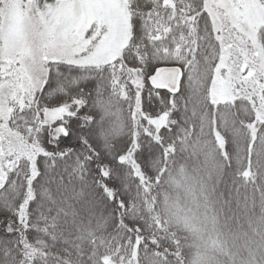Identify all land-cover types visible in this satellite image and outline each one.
I'll return each instance as SVG.
<instances>
[{"label": "snow or ice", "instance_id": "6c2138e0", "mask_svg": "<svg viewBox=\"0 0 264 264\" xmlns=\"http://www.w3.org/2000/svg\"><path fill=\"white\" fill-rule=\"evenodd\" d=\"M0 264H264V0H0Z\"/></svg>", "mask_w": 264, "mask_h": 264}]
</instances>
